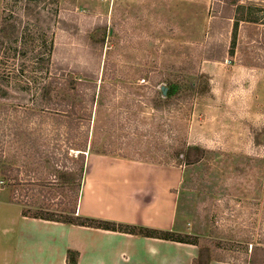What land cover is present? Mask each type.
<instances>
[{"label":"rangeland","instance_id":"obj_1","mask_svg":"<svg viewBox=\"0 0 264 264\" xmlns=\"http://www.w3.org/2000/svg\"><path fill=\"white\" fill-rule=\"evenodd\" d=\"M46 1L44 17L51 12L49 21H58L50 28L42 22L44 31H38L37 26L31 29V37L39 42L35 49L48 51L54 45L53 66L60 58H66L71 66L84 65L90 55L86 38L101 41L105 37L101 57H94L98 66L101 60L97 90L105 92L109 114H122L126 119L136 116L125 120L123 126L107 127L113 141L104 134L93 138L100 148L109 144L116 151L87 154L83 187L87 179L99 174V164L105 166L106 160H137L176 168L174 233L193 242L190 245L197 250L193 264L196 257V264L209 259L210 264L250 262L254 247H264V0H236L235 5V0ZM3 4L0 0V34L5 31ZM240 4L245 7L238 8ZM60 18L68 20L66 29H60ZM104 24L106 28L96 29ZM12 62L2 50L0 89L6 93L0 95V136L8 142L0 148L10 155L20 147L15 140L17 131L27 127L16 123L11 128V120L23 122V113L33 111L28 128H35L39 114H60V70L49 74L57 76L52 98L37 103L34 91L23 82L16 80L9 86L2 82L7 74L19 71V64ZM169 81H182L184 88L170 111L157 112L147 101L154 90L164 96L162 87ZM2 105L10 111L6 113ZM106 116L101 113V118ZM40 128L45 146L60 149V126L50 119ZM133 131L142 133V139L140 134L134 142L137 150L129 146L133 141L119 137ZM56 153L60 159V150ZM39 163L45 168L44 158ZM104 166L102 169L108 168ZM5 184L0 182V264L11 262L21 230L14 219L29 207L12 202V191ZM17 188L20 197L24 190ZM56 197L44 206L60 210L62 198ZM123 198L127 203L130 197ZM260 257L259 264H264V253Z\"/></svg>","mask_w":264,"mask_h":264},{"label":"trees","instance_id":"obj_2","mask_svg":"<svg viewBox=\"0 0 264 264\" xmlns=\"http://www.w3.org/2000/svg\"><path fill=\"white\" fill-rule=\"evenodd\" d=\"M46 3V0H4L2 8L1 24L3 31H5L0 34V53L3 50L4 55L13 59L14 62L10 63L11 65L19 64L18 74L15 71L12 74H7L5 78L1 79L2 82L6 86L13 84L16 80L23 82L29 91H34L35 100L39 103L52 98V93L57 83V76L55 75L54 78V76H49V74L51 71L55 73L60 70V114L51 117L49 112L46 114L41 112L42 114H39L40 120L35 128H28L29 122L33 119V111L23 113V122L10 121L11 128L16 123L21 126L27 125L25 128L24 126L20 127L16 133L15 140H18V145H20L16 154L10 155L4 147L0 148V182L6 183V187H9L12 191L11 201L16 200L23 203L24 206H29L23 211L25 216L119 230L193 244V242L175 237L176 235L172 231L86 217L77 213L82 194L83 179L86 174L87 154L90 152L111 154L116 151L109 144H105L100 148L97 145L98 140L93 138H97V134L100 136L104 134L113 141V133L108 129L112 125L121 124L123 126L125 120L129 121V119H134L136 116L130 115L126 119V116L122 114H119V116L109 114L105 106V92L101 93L97 90V88L99 89L101 60L99 66L96 60L102 55L105 37L101 41H97L93 37L86 38L85 43L90 55L87 54L89 60L84 65L79 62L71 66V62L64 60L66 58H60V63L55 62L53 66L51 60L54 45L52 46L51 44V48L48 51L35 49V45L39 42H36V38L31 37V29H36L37 26L38 31H44L45 27L42 22H46L47 27L50 28L58 21H49L53 19L51 12L44 17L43 13L46 10ZM235 3L236 0L232 4L235 5ZM244 7L242 4L238 5L240 9ZM34 14L36 16H33ZM32 18H34L35 22L32 21ZM67 25L68 20L60 18V29H66ZM73 26L74 29H78L76 24ZM104 27L106 28V24L103 27H96V29ZM6 28H11V31L6 32ZM95 56L97 57L96 59L94 58ZM210 59L212 58L210 57ZM166 87L167 92L164 96L161 95V92L158 93L157 90H154V95L147 101L157 112H163L165 109L170 111L171 105L178 102L177 96L181 94L184 88L182 81L166 82ZM0 92V95L6 93L3 88L0 89ZM100 100L102 102L99 104ZM130 100L134 103L136 102L133 98H130ZM4 110L6 113L10 111L8 106H5ZM101 113L107 114L106 118H101ZM50 119L57 126H60V149H50L45 146V136L43 137L40 127L45 121ZM26 122L27 124H25ZM140 134L142 139V133L139 132ZM121 135L119 137H123L124 142L133 141L132 145H129L133 146V150L139 149L134 146V142L139 139V135L135 131L132 134ZM5 141L8 142L4 136H0V145ZM58 150H60V159L56 153ZM15 157L19 159L18 163H14L13 159ZM43 158L46 163L45 168L44 164L39 163ZM24 173L26 176H22ZM42 173L45 174L43 177L40 176ZM19 186L23 187L24 193L19 194L21 196L17 197L16 191H18L17 187ZM56 195L60 196V199L62 198L60 210H50L49 207H45L44 202L51 201L54 197L57 198ZM261 253H264V247H254L253 257L251 256L252 259L247 264H259ZM78 257V252L69 250L68 264H77ZM196 259L197 257L194 259V264L197 262ZM210 262L211 260L209 259L203 264H210Z\"/></svg>","mask_w":264,"mask_h":264},{"label":"crops","instance_id":"obj_3","mask_svg":"<svg viewBox=\"0 0 264 264\" xmlns=\"http://www.w3.org/2000/svg\"><path fill=\"white\" fill-rule=\"evenodd\" d=\"M103 166L99 164V174L84 184L78 214L176 232V168L126 159L106 160L108 168ZM125 195L130 197L127 203L122 202ZM14 220L21 230L12 260L6 264H68L69 250L79 253L77 264H193L197 253L190 243L45 220L23 212Z\"/></svg>","mask_w":264,"mask_h":264},{"label":"water","instance_id":"obj_4","mask_svg":"<svg viewBox=\"0 0 264 264\" xmlns=\"http://www.w3.org/2000/svg\"><path fill=\"white\" fill-rule=\"evenodd\" d=\"M162 92H163L164 95L166 94V92H167V87L166 86L162 87Z\"/></svg>","mask_w":264,"mask_h":264}]
</instances>
